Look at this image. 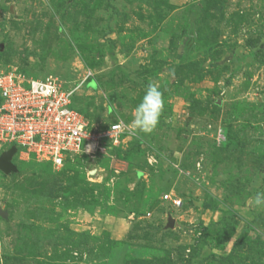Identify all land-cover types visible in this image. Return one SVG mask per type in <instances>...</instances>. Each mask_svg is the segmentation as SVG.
I'll use <instances>...</instances> for the list:
<instances>
[{
	"label": "rangeland",
	"instance_id": "1",
	"mask_svg": "<svg viewBox=\"0 0 264 264\" xmlns=\"http://www.w3.org/2000/svg\"><path fill=\"white\" fill-rule=\"evenodd\" d=\"M0 72L57 79L90 131L164 101L60 167L16 152L0 264H264V0H0Z\"/></svg>",
	"mask_w": 264,
	"mask_h": 264
},
{
	"label": "built area",
	"instance_id": "2",
	"mask_svg": "<svg viewBox=\"0 0 264 264\" xmlns=\"http://www.w3.org/2000/svg\"><path fill=\"white\" fill-rule=\"evenodd\" d=\"M72 94L52 77L25 80L0 72V145L14 146L18 154L53 167L79 153L103 152L106 143L115 145L124 130L115 123L90 131L83 115L72 107ZM163 200L180 205L170 195Z\"/></svg>",
	"mask_w": 264,
	"mask_h": 264
},
{
	"label": "clouds",
	"instance_id": "3",
	"mask_svg": "<svg viewBox=\"0 0 264 264\" xmlns=\"http://www.w3.org/2000/svg\"><path fill=\"white\" fill-rule=\"evenodd\" d=\"M163 107L162 91L156 82L149 83L142 100L134 109V116L131 122L126 123L124 120H120L116 127L128 131L131 135H136L137 133L150 134L159 124ZM152 159V157H149L150 163ZM251 202L254 207L264 208V191L256 192Z\"/></svg>",
	"mask_w": 264,
	"mask_h": 264
},
{
	"label": "water",
	"instance_id": "4",
	"mask_svg": "<svg viewBox=\"0 0 264 264\" xmlns=\"http://www.w3.org/2000/svg\"><path fill=\"white\" fill-rule=\"evenodd\" d=\"M16 148L11 146L7 151L0 155V172L3 175H9L10 173H15L16 168L11 164L12 157L16 154ZM0 215H2L0 211ZM170 226H173V222L170 221Z\"/></svg>",
	"mask_w": 264,
	"mask_h": 264
},
{
	"label": "trees",
	"instance_id": "5",
	"mask_svg": "<svg viewBox=\"0 0 264 264\" xmlns=\"http://www.w3.org/2000/svg\"><path fill=\"white\" fill-rule=\"evenodd\" d=\"M73 107V106H72ZM75 109V108H74ZM49 164V163H48Z\"/></svg>",
	"mask_w": 264,
	"mask_h": 264
}]
</instances>
